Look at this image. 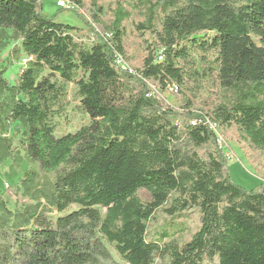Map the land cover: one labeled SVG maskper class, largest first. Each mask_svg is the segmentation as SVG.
Returning <instances> with one entry per match:
<instances>
[{"label":"trees","instance_id":"16d2710c","mask_svg":"<svg viewBox=\"0 0 264 264\" xmlns=\"http://www.w3.org/2000/svg\"><path fill=\"white\" fill-rule=\"evenodd\" d=\"M66 1L90 27L77 12L82 0ZM129 1L144 9L139 27L153 31L162 48L148 54L138 76L114 64L130 14L121 5L104 35L85 44L75 40L74 26L41 15V0H0V52L13 39L20 43L15 54L32 57L14 83L0 66V146L17 169L12 128L25 162L40 169L29 167L18 179L16 193L28 203L10 205L0 194V264H98L108 257L105 242L127 264H155L157 257L168 258L163 264L215 257L219 264H264V186L243 189L225 172L220 150L199 151L218 145L207 121L223 126L235 113L264 114V0ZM189 47L216 50L223 97L205 114L186 102L182 123L147 95L144 79L180 87L177 60ZM69 82L89 122L55 137L52 119ZM242 132L254 141L253 128ZM163 206L170 215L198 210L189 240L163 242L167 232L147 239V223Z\"/></svg>","mask_w":264,"mask_h":264},{"label":"rangeland","instance_id":"374dc122","mask_svg":"<svg viewBox=\"0 0 264 264\" xmlns=\"http://www.w3.org/2000/svg\"><path fill=\"white\" fill-rule=\"evenodd\" d=\"M56 2L57 0H41L39 10L41 15L74 26L75 40L85 44L91 43L93 37L98 40V35L105 32L104 25L108 26L112 21L113 11L117 5H121L130 12L129 17L122 22L123 53L121 55L125 66L137 76V70L141 69L143 60L148 54L152 52L154 56L157 52L162 51L155 33L139 27L145 20L144 9L132 8L129 0H95V3L92 0H82V6L78 8L77 12L86 18L90 27L84 23L81 17L71 11V5L67 1V7H58ZM94 12L97 14L96 20L92 18ZM159 16L161 17V14ZM156 28L160 29L159 20ZM8 34L10 33L8 32ZM212 35L211 32L207 34L208 37ZM19 44V40L9 39L0 52V66L6 68L4 76L10 83H14L18 72L24 67L23 59L27 58V55H24L22 51L18 54L14 53ZM216 57L217 52L214 49L202 52L197 47H189L186 58L177 60L178 66L183 71V82L176 91L170 92L166 88H161L158 83L152 80L144 83L150 89L151 96L156 98L162 107H170L176 112L178 116L174 120L179 119L183 123L186 121L184 119L187 114L184 108L186 102L191 103L190 110L194 113L205 114L222 100L223 94L217 79L218 62ZM119 70L125 71L124 69ZM48 73L49 71L44 69L41 75L45 76ZM51 80L61 82L56 75L51 77ZM64 86L65 95L61 104L57 106V115L52 119L55 124V137L75 132L89 122V117L80 108L75 83H64ZM243 127L254 129V141L247 138L242 132ZM215 134L218 137L219 146L213 143L199 151L205 153L210 149L220 150L225 157V172L230 179L247 191H260L264 186V114L235 113L223 126L216 128ZM7 135L11 138L12 146L15 153L19 154L21 162L17 169L11 168L12 160L0 146V194L9 201L10 205H22L28 203V200L16 193L18 179L29 167L40 169L36 163L31 166L25 162L22 137L12 128ZM41 174L43 173L41 172ZM137 196L143 203L150 201V195L144 189H139ZM75 208V206H71L63 213H68ZM165 208L166 206L157 209L148 221L147 239L156 241L162 232H167L168 237L164 238L163 242L176 240L178 243H183L189 240L199 227L198 210L195 207H190L170 215L165 211ZM104 245L108 257L100 259L98 264H127L113 245L106 242ZM167 261L168 258L157 257L155 264H163ZM202 264L219 263L215 257L211 261L204 260Z\"/></svg>","mask_w":264,"mask_h":264},{"label":"built area","instance_id":"2783aa9c","mask_svg":"<svg viewBox=\"0 0 264 264\" xmlns=\"http://www.w3.org/2000/svg\"><path fill=\"white\" fill-rule=\"evenodd\" d=\"M56 4H57L58 7H67V2L65 0H57ZM93 40H95L94 37L91 39V41H93ZM31 59H32L31 56H27V58H24L23 61H22L23 62V65H25ZM113 59H114V64H115V66L117 68L124 69L125 71H128V73L134 74V72L132 70L128 69L125 66V62H124L123 56L120 53L114 52ZM159 59H160V57H159ZM147 81L150 82L151 80L144 79V82L145 83ZM147 88H148V86H147ZM165 88L168 91L173 92V91H176V89L178 88V86L176 84H174V83H170V84H167ZM147 95L148 96H151L150 89L149 88H148V94ZM207 124H208V127L215 133L216 128L218 127V125H216L215 123L209 122V121H207Z\"/></svg>","mask_w":264,"mask_h":264}]
</instances>
